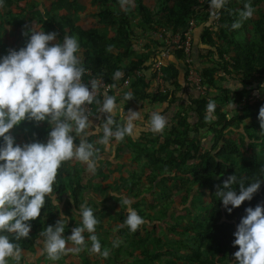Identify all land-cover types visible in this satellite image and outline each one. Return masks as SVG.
<instances>
[{
    "label": "trees",
    "instance_id": "trees-1",
    "mask_svg": "<svg viewBox=\"0 0 264 264\" xmlns=\"http://www.w3.org/2000/svg\"><path fill=\"white\" fill-rule=\"evenodd\" d=\"M156 1L158 6L154 12L141 0L135 5L137 15L149 30L159 31L166 28L182 35L192 18L197 21V26L201 30L198 37L201 48L195 61L201 79L200 87L204 94L187 80L189 65L185 63L181 50L169 53L168 58L163 61L160 69L163 89L155 85L154 63L163 50L160 52L156 50L158 45L154 42L155 49L148 51V54L142 52L137 55L133 49L134 34L131 30L130 15L119 6L118 0H98L99 9L93 15L95 27L78 25L69 17L68 13L77 8L78 0H54L59 13L46 14L38 19L44 32L56 31L57 40H62L64 35H74L77 38L78 55L87 70L82 75V83L87 85V81L96 79L114 85L107 91V94L113 95V90L127 81V89L118 95L121 101L125 91L132 93V97L124 101L126 107L148 103L157 106L163 114H166L163 133L159 132L149 137L141 131L135 138L125 136L116 142L115 155L126 151L133 157L143 158L151 164L149 170L147 166L141 167V171L146 173L144 179L149 181L151 186L152 198L145 204V208L152 210L158 201V198L153 196L156 177L152 173L155 172L161 175L162 180L173 179V186L161 188L158 196L170 205H173V201L179 196L182 206L186 208L185 212L189 215L195 212V216L188 223L181 218L173 220L170 215V224L163 223V225L171 241L161 243L160 239L151 238L153 251L150 248L133 254V247L137 245L135 239H138L139 233L138 229L129 231L127 226L126 235L122 232L118 235L123 239L126 236H133L131 239L133 242L129 245L132 246L131 252L122 245L113 247V244L108 242L109 238H100V233L96 231L100 235L98 240L101 250L115 249L118 255L123 254V257L132 259L127 264L132 263L133 260L147 264L158 258V253L161 251L176 253V256L167 260L166 264H234L232 253L237 246L231 243L234 239L232 233L239 219L244 215L245 207H253L257 203L264 205V179L261 180L252 198L243 201L230 213L221 206L215 196V190L232 174L237 179L245 177L244 182L248 183L256 178L259 168L264 165V155H259L255 148L257 143L264 148V130H260L257 119L264 98L258 97L251 102L247 100L254 86L264 81V0H248L256 15L243 20L240 27L235 29L231 24L238 19V10L243 7L245 0H226L225 5L219 10L220 19L213 32L209 30L208 14L199 11L197 0ZM50 5H53V1H50ZM17 10H25V7L19 5ZM19 11L18 14L21 13ZM247 24L253 36L243 42L239 35L240 31L247 28ZM103 27L113 28L114 35L107 37L106 34L101 33L99 28ZM191 45L193 49V40ZM149 60L150 65H145ZM115 70H120L122 73L118 80L112 79ZM147 71L151 74L144 75L143 73ZM224 77L231 85L220 84L224 83ZM237 81L238 87H236ZM209 89L213 91L211 97L207 94ZM100 93L94 99H102ZM209 100L215 103V118L212 120L204 118L205 106ZM229 102L230 105L233 103L235 111L233 116H228L222 108L224 103ZM97 106L93 102L89 105L88 112L89 118L96 117V126L102 124L104 119V114L97 112ZM147 118L148 114L145 119ZM91 128L94 130L93 126ZM49 130L50 126L46 122L33 125V122L24 120L10 129L9 133L14 137L15 143L23 144L32 141L44 142ZM93 133L98 132L93 131L87 137L89 141ZM202 133H206L209 138L206 146L197 138ZM71 161L62 162L57 170L53 185L56 206L46 198L40 215L30 221L28 237L17 242L22 252L33 254L36 245L32 237L40 236L43 239L40 234L43 228L54 224L60 214L69 217L63 233L65 236L69 235V229L75 226L69 211L78 210L82 204L79 202L86 198L88 178L82 177L76 170L68 171L64 168V164H69ZM99 173L101 174L100 170H97L89 175L98 176ZM102 179L106 180L100 176L99 180ZM192 185H195V188ZM108 187V183H99L100 191H105ZM193 190H196L195 196H192ZM173 191L179 195L177 196ZM195 201H199L198 206ZM64 204L67 209H64ZM58 206H62L60 210ZM171 210L173 207L169 210L165 209L167 213ZM124 216L123 209H120L117 217H110L113 221L117 220L116 226L120 231L123 226L119 222L124 221ZM154 225L153 223V227ZM99 226L101 224L98 220L96 227ZM102 234L110 236L108 231H103ZM9 238L11 239V236ZM178 256L189 259V262H178L176 258Z\"/></svg>",
    "mask_w": 264,
    "mask_h": 264
},
{
    "label": "clouds",
    "instance_id": "clouds-1",
    "mask_svg": "<svg viewBox=\"0 0 264 264\" xmlns=\"http://www.w3.org/2000/svg\"><path fill=\"white\" fill-rule=\"evenodd\" d=\"M132 2L119 0V6L124 9ZM207 2L210 16L215 17L226 0ZM252 15L253 8L245 0L231 27H240L241 22ZM29 33L23 47L0 55V264L20 260L21 249L17 242L28 237L30 221L40 215L46 198L56 206L53 185L62 162L79 161L88 172L94 173L100 159L96 144L108 152L113 141L119 142L140 127L159 133L166 125V114L159 108L150 111L146 120L140 110L125 112L123 105L132 97L130 91L123 93L119 106L115 96L107 94V89L100 93L102 99H94L101 81L91 79L87 81L88 86L82 83V75L87 70L78 55L79 45L74 35H64L62 40H57L56 31L33 28ZM121 76L120 70L112 73L113 80ZM93 102L98 105L97 112L104 114L103 123L94 130L86 111ZM205 109L204 118L214 119V101L209 100ZM257 119L260 130H264V104L259 107ZM24 120L46 122L50 126L46 140L15 143L9 130ZM93 131L102 133L95 142L87 139ZM245 179H237L232 174L216 187L215 196L226 212L230 213L252 198L264 179V165L256 178L248 183ZM123 203L130 205L131 201L125 199ZM74 213L79 223L67 236L63 233L69 217L63 214L54 224L43 228L41 254L54 262L63 253L80 252L87 240L89 252L107 256L108 249L101 250L95 234L98 221L93 209L82 203ZM126 213L123 223L129 231H135L143 218L132 207H127ZM232 236L231 243L237 246L232 253L234 264H264V205L245 207ZM118 244V240L113 241V247Z\"/></svg>",
    "mask_w": 264,
    "mask_h": 264
},
{
    "label": "rangeland",
    "instance_id": "rangeland-1",
    "mask_svg": "<svg viewBox=\"0 0 264 264\" xmlns=\"http://www.w3.org/2000/svg\"><path fill=\"white\" fill-rule=\"evenodd\" d=\"M45 2V0H30L29 3L31 5L26 4L25 9H31V6L36 4H41ZM134 1V0H133ZM149 6L152 12L155 11V9L158 6V2L156 0H145ZM236 1V0H235ZM24 1L22 0H3V3L0 4V55L6 54L9 49H19L23 47L25 42L28 39V35L30 34L27 28L33 29V28H40L41 25L35 20V15L33 12L28 13V11L23 12L21 15L18 14L17 7L19 5H22ZM79 3L81 5L88 6L89 11H94V6L87 3V0H79ZM35 10H40L42 12V8L37 7ZM124 10V9H123ZM264 10V7H263ZM72 18L78 22H82L84 20V17L82 15H88L86 12L82 14L79 11H72L71 12ZM253 15H256V12L253 13ZM38 18H40V15H37ZM91 20L88 18L85 20V24L87 27H94L95 25V19L90 17ZM247 28H245L243 31H240V38L243 40V42H246L247 40L251 39L253 34L251 32L250 27L248 24L246 25ZM176 35L177 33H173L172 31L168 30L164 32L165 39L167 41L171 40L172 35ZM113 32L108 34V36H112ZM166 43V42H165ZM192 56V66L195 71L198 70V66L196 64V56L194 55V52L191 53ZM162 75V72H161ZM226 79V80H225ZM264 79V77H263ZM229 80H227L226 77H224V83L221 82L220 84L223 85H231ZM125 84V83H124ZM201 91L204 94V91L200 87ZM212 90L209 89L207 94L212 95ZM250 96L248 98H251V100H254L256 98V95L258 97L264 98V81L261 82L260 85H255L252 92L249 94ZM119 101V100H117ZM116 101V102H117ZM145 109L147 110V107L149 106L148 103L145 104ZM119 106V105H118ZM98 108V106H97ZM223 110L227 112L228 116H233L235 114V111L233 109V103L230 105L229 103H224L222 106ZM131 110H134L131 108ZM136 109V108H135ZM137 110V109H136ZM138 111V110H137ZM238 113V112H236ZM92 118V117H91ZM91 118L88 117L89 121L91 122ZM96 119V117L92 118ZM92 120V121H94ZM33 125H36V123H33ZM144 132V131H142ZM164 131H162L163 133ZM146 136L153 137L151 135H154L156 133H153L146 129V132H144ZM10 134V133H9ZM94 134V133H93ZM102 135L101 132H98L94 134L91 138V142H95L99 136ZM137 133L133 131V133L130 135L131 137L135 138L137 137ZM234 136L236 134L234 133ZM232 137V136H231ZM202 145L206 146L208 145V135L206 133H202L198 135L197 137ZM117 146L116 142H113L111 144L110 150L108 152H105L102 145L96 144L95 147L99 150L100 159L98 160L96 170H100L101 174L99 173L98 176H94L90 172H88L83 164H81L79 161L70 160L71 163L64 164V168H66L68 171L76 170L78 173L85 178H88L87 182V191H86V198L84 200H81L79 203H84L87 206L91 207L93 209V214L96 217L97 221H100L101 226L96 227L95 226V234L97 238L101 235L100 238L108 239L109 244H113L114 240H118L119 244L125 247L126 250L131 252V247L129 246L133 241V236H126L125 239L121 238L118 233L122 232L124 235L127 233L126 225L122 222H119L120 225L123 226L122 230L120 231L117 228V220H111L110 217H117L118 211L120 209H123L124 219L126 217V208L132 207L135 209V211L143 218V223L140 225L138 229L139 237L138 239H135L137 241V245L133 247V254L138 253L139 251L143 250H150L151 248V238L160 239L162 242H170L169 236L166 234L165 230V224H170V215L173 220L176 219H183L186 223H188L194 216L195 212L189 215L185 212L186 208L182 206L181 199L179 198V194L177 192L173 191L177 194L176 200L173 201V205H170L168 203H165V200H163L160 196L159 190L161 188H164L165 186H173L172 182L173 179L170 181L162 180L161 175L159 173L153 172V176L156 177V180L154 182V192L153 196L158 198L157 204L153 206L152 210H148V208H145V204L149 203L151 200V192H150V183L147 182L144 179L145 172L141 171V167L147 166V169L149 170L151 168V164H148L145 159L143 158H135L133 157L129 152H122L115 155V147ZM256 152L259 155H264V148L263 146L259 145V143L255 144ZM87 175L89 177H87ZM104 177V180H99V178ZM137 182L139 185L137 186ZM99 183H108L109 187L105 191H100ZM193 188H195V185H192ZM155 194V195H154ZM196 190H193V195L195 196ZM176 196V195H175ZM103 197V198H102ZM67 199V198H66ZM127 199L131 201L130 205H125L123 201ZM169 202V201H168ZM196 205L198 206L199 201H195ZM191 203V201H190ZM203 203V202H202ZM63 205V204H62ZM62 206H58V209L60 210ZM170 207H173V210L170 212H166L165 209L169 210ZM67 209V206L64 204V209ZM160 208V209H159ZM69 216L73 219V224L79 223V217L74 213V210L69 211ZM59 217V216H58ZM158 217V219H157ZM67 222V221H66ZM153 223L155 224L153 227ZM69 229V234H70ZM96 231L100 233L97 234ZM103 231H108L110 236H104L102 234ZM64 235V234H63ZM85 237H87V233L84 234ZM39 237V238H37ZM32 237L34 240V243L36 245V251L34 254H39L40 248L42 247V238L40 236ZM41 244V245H40ZM89 242H86V247L81 250L78 253L74 252H67L63 253L60 258L56 261H49L46 259V257L42 254V258L37 260L38 262L36 264H127L126 262L131 261L130 258L123 257V254H117L115 249H108V255L107 256H101L99 253H91L88 251L87 245ZM107 249V248H105ZM104 250V249H103ZM102 250V251H103ZM136 250V251H135ZM153 251L154 249L151 248ZM25 254L28 256L29 253H25L21 251V257L23 260H19L18 262L9 261V264H30L33 257L25 256ZM32 254V255H34ZM176 253H165L160 252L158 253V258H156L154 261H149L147 264H166L167 260L172 259V257H175ZM178 259V262H189V259L183 258L181 256L176 257ZM95 262V263H94ZM33 262H31L32 264ZM129 264H143L138 263L136 260H133L132 263Z\"/></svg>",
    "mask_w": 264,
    "mask_h": 264
},
{
    "label": "crops",
    "instance_id": "crops-1",
    "mask_svg": "<svg viewBox=\"0 0 264 264\" xmlns=\"http://www.w3.org/2000/svg\"><path fill=\"white\" fill-rule=\"evenodd\" d=\"M22 1H24V3L22 4L24 7H25V5L26 4H29V5H31V3H29V1L30 0H22ZM50 1H53V5H50ZM45 0V2L43 3V1H42V3L41 4H36V5H33V6H31V9H25V10H22V11H19V12H21L19 15H21L23 12H26V11H28V13H30V12H33L34 14H36L35 16V20H37V22H38V17H37V15H40V17L41 16H43V15H46V14H58L59 13V11H58V6H57V4H55V2H54V0ZM137 1L138 0H134L133 2H132V4H131V6L130 7H125L124 8V10L130 15V23H131V30H132V32H133V34H134V37L132 36V40H133V49H134V51H136V53H137V55L138 54H141L142 52H145V53H149L148 51H151V50H153V49H155V43H157V48H156V50H158L159 52L161 51V50H165V49H167L168 47H167V43H165V42H167V40L165 39V36H163V33L165 32V31H168V29H164V28H162V29H160L159 31H152V30H149L148 28H147V26L141 21V19L139 18V16L137 15V10H136V7H135V5H136V3H137ZM142 1V3L144 4V5H146V6H148V7H150L149 6V4L145 1V0H141ZM89 2V4H91V5H93L94 6V11L93 12H90L89 11V8H88V6H85V5H81L80 3H79V0H78V6H77V8L76 9H74V11H79L80 10V12L82 13V14H84L85 12L88 14V15H82V17H84V20L82 21V22H80L79 24H78V22H76L73 18H72V16H71V12L73 11H70L69 13H68V15H69V17L71 18V20L74 22V23H76V24H78V25H80V24H85V20H87L88 18L91 20V18L90 17H92L93 18V15L98 11V9H99V2H98V0H87V3ZM118 4H119V0H118ZM21 6V5H20ZM37 7H40V8H42V12H40V10H35V11H33L35 8H37ZM26 8V7H25ZM95 19V18H94ZM155 20V19H154ZM95 21V20H94ZM39 23V22H38ZM96 25V24H95ZM188 25V24H187ZM95 27V26H94ZM27 29H29V28H27ZM99 30H100V32L101 33H104V34H106V36L107 37H111V36H108V34H110L111 32H113V35H114V30H113V28H105V27H103V28H99ZM200 27H198L197 26V24H196V27L194 28V30H193V33H192V40H193V49H194V51H193V49H192V52H194V55L195 56H197L198 55V50L201 48V45L199 44V41H198V37H199V33H200ZM112 35V36H113ZM155 42V43H154ZM149 47V49H147ZM160 58V54H158V57H157V60ZM168 58V57H167ZM154 61V60H153ZM152 61V62H153ZM149 63H151V61L149 60L148 62H146L145 63V65H150ZM155 64V63H154ZM162 64H163V61H162ZM146 73H150L151 74V72L150 71H147V72H144L143 74L145 75ZM127 85V84H126ZM125 84H123L121 87H119L118 89H114L113 90V95L115 96V98H116V101L117 100H119V98H118V95H119V93L120 92H122V91H124V90H126L127 89V86H126ZM120 102L121 101H117L116 103H117V105H120ZM149 106L147 107V110H144L143 111V109H145L144 108V106H146L145 104H143L142 106H138V105H130L131 106V108H133L134 110L133 111H139L140 110V113H141V115L143 116V118L145 119V117H146V115L147 114H149V111H152V110H155V109H157V106H154V105H150V104H148ZM124 106V109H125V107H126V105L124 104L123 105ZM130 106H127L126 107V112L130 109ZM137 110H136V109ZM92 120H94V119H92ZM91 120V126H93L94 127V129H95V127H97L96 126V120H94V121H92ZM146 120V119H145ZM138 123H140V122H138ZM137 134L139 133V132H141V131H144V132H146V128H143V127H140L138 130H134ZM85 199V198H84ZM34 254V253H33ZM25 256L27 257V255L25 254ZM29 256H31V257H33V259H32V261L31 262H33L32 264H36L38 261V259L40 260L41 258H42V254L41 253H39V254H34V255H29ZM28 256V259H30V257ZM31 262H30V264H31ZM128 262H130V261H128ZM128 262H126V263H128ZM50 264V263H49Z\"/></svg>",
    "mask_w": 264,
    "mask_h": 264
},
{
    "label": "built area",
    "instance_id": "built-area-1",
    "mask_svg": "<svg viewBox=\"0 0 264 264\" xmlns=\"http://www.w3.org/2000/svg\"><path fill=\"white\" fill-rule=\"evenodd\" d=\"M197 3L199 4V11L202 13H207L208 14V18L210 20V27L209 30L210 31H214L216 26L218 25L219 19H220V15L218 13L217 16L212 17L210 16V12H209V6H208V2L207 0H197ZM197 21L192 18L189 22L188 25L186 27V29L182 32V35H180L179 33H177L176 35H172L171 36V40L167 41V49H165L164 51H162V53L160 54V58L155 62L154 67H156V76H155V85L159 88V89H163L162 85H163V81H162V77H161V66H162V61H164L173 51L175 50H181L183 57H184V61L185 63H187L188 66V74H187V80H189L195 87L196 89L202 94L203 92L200 89V75L198 74L197 71L194 70L193 66H192V33L194 28L196 27ZM138 75H140V73H138ZM101 80H98V82ZM125 85L127 84V81L124 82ZM88 86V83L87 85ZM105 89H107V91H109L110 85L105 84L104 82L101 81V83H99L98 88L96 89V92L94 94V97L96 95H98V93L103 92ZM258 98V95H256V98ZM254 99V100H255ZM248 101H254L251 100V98H247ZM86 111L87 113L90 111L89 105L86 107Z\"/></svg>",
    "mask_w": 264,
    "mask_h": 264
}]
</instances>
